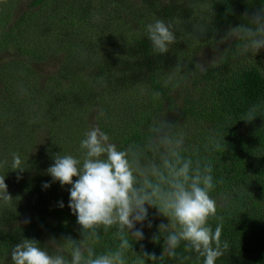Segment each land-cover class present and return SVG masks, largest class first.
<instances>
[{"label":"trees","instance_id":"1","mask_svg":"<svg viewBox=\"0 0 264 264\" xmlns=\"http://www.w3.org/2000/svg\"><path fill=\"white\" fill-rule=\"evenodd\" d=\"M88 3L90 0H28L22 15L13 22L8 31L0 32L1 42L17 38L15 46L19 51L22 50V26L40 34H47L50 28L63 24L67 39L74 37L80 42L69 45L68 58L57 67V72L53 75L55 78H45L46 81L57 83L58 94L61 89L65 92L73 90V93L68 99L64 94L62 99L55 97L56 93L52 94L51 100L49 93L31 98L33 104L39 107L37 112H44L52 101L51 106L58 116L57 125L72 130V124H84L81 119L84 108L116 103L119 111L112 113L109 125L111 129L108 132L113 134L109 135L118 145L141 141L153 117L165 114L169 123L183 127L188 134L189 143L199 145L201 154L207 155L215 165L214 174L217 178H222L223 183L218 185L213 196L231 194V203L219 210L223 217L221 239L227 240L230 248L217 264H264V107L254 120H241L251 104L264 101V49L255 56L250 54L251 60L246 62L228 56L215 64L226 51L235 50V39L227 43L225 41V45L220 43V38L192 46L193 39L200 34L197 30L202 21L210 22L211 26L206 28L205 34L201 33V37L211 36L216 28L229 33L264 9V0H183L181 11L170 19L176 28L174 30L177 41L165 54L154 53L151 42L146 37V19L150 20L151 15L162 9L158 0H111L108 4H113V10L108 9L107 14L102 15L105 23L98 24L85 23L90 17L86 9ZM178 4V0H172L168 7H176L178 11ZM9 7L6 6L7 9ZM134 18L138 19L136 27L132 25ZM68 25L71 27H67ZM130 30L134 31L133 35H129ZM82 44L86 45L83 49ZM105 45L107 47L103 49ZM208 47H217L216 57L209 64H204L207 70L201 72L196 66L201 53ZM97 48L102 50L98 57L94 54ZM113 48L124 57L137 53V60H143L140 64L136 61L132 67H136L142 75L148 96L141 89L138 90L133 82L130 85L134 88L128 91L126 77L116 79L121 59L112 55ZM27 57L30 62L43 61L42 53L37 54L36 51H29ZM125 66L126 64L121 66L123 71L126 70L123 69ZM177 67L181 70L177 71ZM120 103H134L136 107L131 105L134 112L121 108ZM0 104L7 106L10 100ZM62 105L67 108L61 107L62 112H59V106ZM127 118L137 121L132 122ZM98 126L106 128L103 122ZM79 127L81 129L83 126ZM215 128L222 131L224 142L215 151L206 152L204 145L208 142L209 131ZM115 130L117 135L113 133ZM82 134L81 130L78 135L76 132L69 133L66 142H72ZM41 151L42 145L36 152L35 159ZM48 153L52 155L53 148L48 147V152H42L40 158ZM73 154L77 155L78 151ZM40 158L36 159L37 162ZM32 160L34 159L23 161L25 164ZM27 165L32 174L28 181L41 179L38 184L30 183L31 195L33 192L38 193L39 188L49 183L42 179L47 177L45 173L34 170L31 164ZM56 191H53L55 196L69 202L70 194ZM67 204L63 208L56 205L53 216L44 207L39 208L40 217H51V224L44 219L40 220L37 214L27 230L16 228L6 234L0 233V261L12 264L9 263L6 253L23 239L36 241L41 234L49 236L50 239L55 233H59L62 239H68L75 234L77 241L82 240V226H75L78 224L77 217L70 212ZM148 211L147 220L136 225V228L143 230L144 237L152 242L151 247L142 250L144 244L133 242V250L138 247V255L154 254L159 260L163 253L164 240L161 238L156 243L153 238L159 235L160 224L157 220L168 219L158 214L155 207H150ZM64 221L68 225H64ZM212 223L215 226V221ZM104 243L110 245L111 238L105 237ZM40 245L44 247L43 243ZM194 259L186 260L184 264H194ZM150 263V260L146 262ZM168 264L178 262L169 260Z\"/></svg>","mask_w":264,"mask_h":264},{"label":"clouds","instance_id":"2","mask_svg":"<svg viewBox=\"0 0 264 264\" xmlns=\"http://www.w3.org/2000/svg\"><path fill=\"white\" fill-rule=\"evenodd\" d=\"M146 37L156 54L168 53L177 41L174 24L158 18L147 24ZM229 38L237 41L235 50L226 51L215 64L228 56L251 60L250 54L255 56L264 49V9L232 29L224 40ZM196 68L207 70L199 64ZM262 107L264 101L251 104L241 120H254ZM222 141V131L210 130L204 150L213 152ZM5 163L11 170L25 169L19 152H13L11 161ZM214 172L212 160L201 154L199 145L190 144L187 132L169 123L165 114L154 116L142 140L128 145H118L100 126H90L79 142L78 154L57 155L48 169L54 182L70 185L68 206L82 226L83 239L53 240L48 247L23 239L11 251L12 264H146L148 260L152 264H168L169 260L184 264L193 257L194 264H217L230 248L229 242L221 239L223 217L219 210L227 207L232 197L230 193L213 196L223 183ZM4 180L5 176H0V204L12 202ZM59 206L64 207L63 202ZM150 207L169 221L160 225L159 235L153 238L156 243L164 240L159 260L154 254L133 251V242L144 238L136 225L147 220ZM105 237L111 238L110 245L104 243Z\"/></svg>","mask_w":264,"mask_h":264},{"label":"rangeland","instance_id":"3","mask_svg":"<svg viewBox=\"0 0 264 264\" xmlns=\"http://www.w3.org/2000/svg\"><path fill=\"white\" fill-rule=\"evenodd\" d=\"M178 1L177 11L176 7H168V4L172 2V0H158L162 9L160 12L151 15L150 20L146 19L147 24L152 23V21L154 22L157 18L173 23L170 19H172L177 12H180V6H183V0ZM110 2L111 0H90V3L86 6L90 17L87 18L85 23H105L106 20L102 18V15L107 14L108 9L113 10V4H108ZM27 4L28 0H0V32L5 33V31H8L13 22L26 10ZM6 6L10 7L7 9ZM1 14L3 16H1ZM137 22L138 19L134 18L132 21L133 27H136ZM108 23L112 24L111 21H108ZM208 26H211L210 22H201V26L197 30L200 34L195 36L196 38L193 39L192 42L194 43L192 46L205 41L219 40L220 38L221 40L219 41L221 44L225 42L224 38L228 33H224L217 28L211 36L206 37L205 35L201 37V33L203 32L205 34ZM62 27L63 24H58L55 28H50L47 34H40L32 31L30 28L26 29L23 26L20 27V31L22 32V45L19 43L22 50L20 51L15 46L17 38L11 39L10 41L8 40V42H1L2 36L0 34V103L10 100V104L7 106L0 104V108L5 107L4 109H0V133H2L0 136V176H5L4 182L7 186V192L12 198V202L0 204V233L3 234L10 232V230L13 231L16 228H19V230H27L29 224L33 222L32 220L37 214L40 220L44 219L50 223L51 217H40L39 208L44 207V209L52 213L51 216H53L56 212L53 210L56 205L61 208L59 206L61 202H63V205L69 203L55 196L53 191L58 189L59 191L56 192H62L65 195L70 194V185L62 187L59 182H54L52 177L48 174V169L54 164L57 155L63 153L73 154L79 150V142L83 138L84 132L87 131L90 126H96L103 122L106 128L102 129L108 132L111 129L109 125L112 113L119 111L118 104L116 103H108L109 106L107 104H105L106 106L104 104H98L97 107L84 108L81 116L84 124H72V130L64 126H59V124L57 125L58 116L56 110L51 106V104H53L52 101L44 112H37L39 107L33 104L31 98H36L39 94L46 95L49 93V95H51V100L52 94L56 93L55 97H60L62 99L61 96L64 94L68 99L71 93H73V90L65 92L61 89V92L58 94L56 87L57 83L54 84V81L45 80V78L49 76L55 78L53 75L57 72V67L63 64L65 59L68 58L67 51L70 49L69 45L74 42L80 44L74 37L67 39ZM67 27L71 26L68 25ZM119 27H122V25H119ZM174 29L176 28L174 27ZM133 32V30H130L129 35H133ZM231 39L232 38L226 40V43L230 42ZM226 43H224V45ZM82 46L83 49L86 45L82 44ZM105 47L107 46L105 45L103 49ZM31 50L36 51L37 54L42 53L43 61L30 62L27 54ZM216 52L217 47H208L204 49L200 55L199 64H209L216 57ZM111 53L114 56L120 57L117 59H121L120 66L116 71L118 73L116 79L122 76L126 77L128 91H132V88H134L130 85V83L133 82L138 90L141 89V92L148 96L146 83L143 82L142 75L136 70V67H132L136 64V61L139 62L137 64L141 63V58L137 60V53H132L128 57H124V55H120L114 48ZM94 54L98 57L102 54V50L97 48L94 50ZM123 64H126L123 68L126 69L125 71H123L121 67ZM54 101L56 102L57 99ZM132 104L134 103H120L119 105L128 112H134L131 108ZM6 107L8 108L6 109ZM61 107L62 109L67 108L65 105L59 106V112H62ZM134 107H136L135 104ZM101 112H103L102 116L100 115ZM127 120H131L132 122L137 121L134 118H127ZM79 126L83 127L80 129ZM80 130L83 131V134L78 139L75 138L72 142L69 141L70 143L66 142V137L69 133L76 132L78 135ZM182 130L185 131L183 127ZM113 133L117 135L116 130ZM108 134L112 133L108 132ZM41 145L42 151L40 154L44 151L48 152V147L53 148L54 153L52 155L48 153L47 156H42V158H40L41 155L39 154L36 159L40 158V160L37 162L34 156H36V152ZM13 152L21 153L23 160H34H32L31 163H25L23 165L25 167L23 171L11 170L8 168L5 161H11V154ZM27 164H31L34 170L45 173L47 177L42 179L51 186L48 188L42 186L39 188L38 193L33 192L30 195V183L34 182L38 184V181L41 179H38V181H36V179L34 181H28L29 178H32V174L29 172V165ZM18 177L20 178L18 179ZM76 179L77 177H73L74 181ZM68 205L69 204H67V206ZM70 212L72 213L71 209ZM157 221L160 225H167L169 223L168 221L159 219ZM64 223V225H68L66 221H64ZM75 226L81 225L77 224ZM59 236V233H55L53 234V238L50 239L49 236L41 234L36 242H38L39 245L43 243L44 247H48L53 240L57 243L68 240L62 239ZM71 238L73 240L77 239L75 234H72ZM137 243L141 245L144 244L142 250L143 248L145 250L151 247L152 242L144 237ZM11 251L8 253L9 263H12ZM133 251L138 254V247ZM150 264H152V261Z\"/></svg>","mask_w":264,"mask_h":264}]
</instances>
